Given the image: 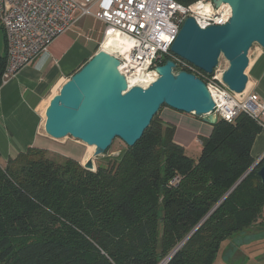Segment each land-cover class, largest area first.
Returning <instances> with one entry per match:
<instances>
[{
  "label": "trees",
  "instance_id": "1",
  "mask_svg": "<svg viewBox=\"0 0 264 264\" xmlns=\"http://www.w3.org/2000/svg\"><path fill=\"white\" fill-rule=\"evenodd\" d=\"M159 114L95 171L37 147L0 162V264H160L206 216L167 264H214L223 243L264 231V159L232 189L255 162L259 122L218 118L194 157Z\"/></svg>",
  "mask_w": 264,
  "mask_h": 264
},
{
  "label": "water",
  "instance_id": "2",
  "mask_svg": "<svg viewBox=\"0 0 264 264\" xmlns=\"http://www.w3.org/2000/svg\"><path fill=\"white\" fill-rule=\"evenodd\" d=\"M213 1L216 6H231L228 22L203 28L188 17L171 50L207 74L214 73L224 56L229 65L223 71L222 81L232 91L241 93L249 82L247 69L252 46L257 43L264 50V0ZM119 66L116 56L98 50L62 85L46 108L45 131L50 137L71 136L95 146L92 157L83 164L85 168L95 171V160L105 154L116 138L133 147L163 106L192 113L211 125L217 122L213 113L215 101L205 81L191 72L178 70L173 60L157 66L159 77L147 88H129ZM263 159L264 155L256 160L232 189ZM258 174L264 184V164ZM199 225L160 264H167Z\"/></svg>",
  "mask_w": 264,
  "mask_h": 264
},
{
  "label": "built area",
  "instance_id": "3",
  "mask_svg": "<svg viewBox=\"0 0 264 264\" xmlns=\"http://www.w3.org/2000/svg\"><path fill=\"white\" fill-rule=\"evenodd\" d=\"M88 14L105 24L99 50L105 48L110 36L126 41L111 46L108 52L120 60L119 68L129 88L150 86L159 77L157 66L171 59L178 70L191 72L205 81L215 101L213 113L218 118L231 122L245 112L264 130V98L251 91L249 85L236 93L223 83L224 70L219 65L213 74H207L171 50L188 17H193L203 28L228 22L231 6L228 3L216 6L213 0L189 4L177 0H0V22L7 41L2 80L6 81L34 61L56 37Z\"/></svg>",
  "mask_w": 264,
  "mask_h": 264
},
{
  "label": "crops",
  "instance_id": "4",
  "mask_svg": "<svg viewBox=\"0 0 264 264\" xmlns=\"http://www.w3.org/2000/svg\"><path fill=\"white\" fill-rule=\"evenodd\" d=\"M98 7H94L96 14ZM105 24L97 16L81 17L67 32L60 34L43 52L17 74L2 80L0 85V162L5 165L9 158L16 157L29 147L59 151L65 157L81 163L92 157L84 155V148L70 136L54 139L45 131L46 108L58 94L62 85L98 50L103 38ZM7 53L6 33L0 22V60ZM247 69L249 88L264 98V50L252 46ZM160 120L176 126L174 139L183 145L189 155L198 157L201 137L212 133L213 125L192 113L163 106ZM83 144V143H82ZM92 149L94 147L90 146ZM252 155L254 160L264 155V130L256 137ZM82 164V163H81ZM264 255V231L244 232L222 245L221 253L214 264H259ZM255 261V262H253Z\"/></svg>",
  "mask_w": 264,
  "mask_h": 264
},
{
  "label": "rangeland",
  "instance_id": "5",
  "mask_svg": "<svg viewBox=\"0 0 264 264\" xmlns=\"http://www.w3.org/2000/svg\"><path fill=\"white\" fill-rule=\"evenodd\" d=\"M259 45L256 43L254 44V47H258ZM229 63L228 61L225 59L224 56H221L220 58V61H219V68L221 70H225L227 67H228ZM73 138L70 136V139ZM73 140V139H71ZM82 142V141H80ZM83 143V142H82ZM80 143L83 148H84V155L86 156L87 153H90V152H93L95 151V149H92L89 145L85 144V143ZM126 147V144L125 142H123L120 138H116L113 142V144L111 145L110 149L108 150V153H105L103 156H117L120 151H122L123 149H125ZM50 155L52 156H56V157H63V158H66L63 154H61L59 151H50L48 152ZM61 158V159H63ZM86 161H85V158L84 160H81V163L84 164ZM95 163H96V160H95ZM224 244V243H223ZM221 253V250L219 251L218 255H220ZM255 262V261H253ZM248 264H253V263H248ZM259 264H264V255H262L261 259H260V262Z\"/></svg>",
  "mask_w": 264,
  "mask_h": 264
},
{
  "label": "bare ground",
  "instance_id": "6",
  "mask_svg": "<svg viewBox=\"0 0 264 264\" xmlns=\"http://www.w3.org/2000/svg\"><path fill=\"white\" fill-rule=\"evenodd\" d=\"M126 42L125 40L121 39L120 37L110 36L107 38L105 42V50L110 51L111 46H118L122 43ZM128 42V41H127ZM95 148V146H92Z\"/></svg>",
  "mask_w": 264,
  "mask_h": 264
}]
</instances>
